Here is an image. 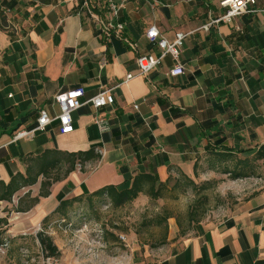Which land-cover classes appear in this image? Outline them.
<instances>
[{
	"label": "crops",
	"instance_id": "0c3cea01",
	"mask_svg": "<svg viewBox=\"0 0 264 264\" xmlns=\"http://www.w3.org/2000/svg\"><path fill=\"white\" fill-rule=\"evenodd\" d=\"M219 1L131 0L113 21L123 24L121 40L113 32L104 38L93 17L109 16L103 0L2 1L15 32H0V182L25 175L31 160L47 150L72 154L94 148L100 158L83 170L77 164L66 176L67 164L48 169L10 201L0 200V245L8 242L0 264H22V252L30 264H39L42 225L65 264H264L263 161L254 172L258 187L236 199L222 218L200 221L182 236L171 226L163 245L132 251L143 248L141 254L116 256L108 233L102 248L93 245L94 234L77 231L83 220L72 213L87 206L89 194L110 185L129 187L137 174L163 182L178 172L191 178L209 164L219 172L213 153L245 160L264 145V0H257L256 12L216 24L224 13ZM151 26L170 43L179 33L185 36L179 55L185 74L170 77L174 63L167 56L147 79L126 81L137 74V54L158 53L145 37ZM72 89L83 90L82 101L111 90L113 103L99 110L109 132L99 133L94 109L85 105L72 114L70 134H60L53 122L45 131L14 139L36 126L41 111L53 118L54 96ZM56 176L48 195L40 197L42 182ZM73 198L82 201L65 215L56 212L61 201ZM62 217L72 228L58 225Z\"/></svg>",
	"mask_w": 264,
	"mask_h": 264
},
{
	"label": "rangeland",
	"instance_id": "374dc122",
	"mask_svg": "<svg viewBox=\"0 0 264 264\" xmlns=\"http://www.w3.org/2000/svg\"><path fill=\"white\" fill-rule=\"evenodd\" d=\"M2 1L0 0V7H3ZM7 14L8 12L4 11L5 18ZM2 31L9 32L11 36L15 32L7 21ZM233 164L229 163L230 168ZM256 168L254 172L257 171ZM191 178L196 184V189L188 186L181 174H172L170 182L160 191V198L157 200L142 195L135 202L117 210L112 209L103 200L81 208L88 219L102 225L104 231L111 234V240L115 244L109 247V250L114 252L115 249L116 256L127 257L143 253V248L141 251L132 252L134 248L145 246L155 249L166 243L171 226L178 228L179 232L191 233L196 224L189 223L188 212L194 203H198L195 214L199 222L222 218L231 205L236 203V199L251 195L259 183L257 173L246 179L232 180L229 175H222L220 172L212 174L206 169ZM202 186L205 189H202ZM168 215L171 218L161 225L154 223L156 218L163 219ZM119 235L124 236L125 241H121Z\"/></svg>",
	"mask_w": 264,
	"mask_h": 264
},
{
	"label": "built area",
	"instance_id": "2783aa9c",
	"mask_svg": "<svg viewBox=\"0 0 264 264\" xmlns=\"http://www.w3.org/2000/svg\"><path fill=\"white\" fill-rule=\"evenodd\" d=\"M131 0H103L106 10L109 14L105 21L101 20L98 16H93L100 31L104 38L109 39L113 36L119 40L123 39L121 33L123 31V24L117 21L119 14L124 10L126 4ZM84 4L88 0H83ZM257 4V0H220L219 7L224 10V13L221 14L218 18L214 19L212 23H229L233 18L239 17L245 14L254 13L256 10L253 9ZM209 23L202 28L208 30L210 25ZM10 26L8 25L7 28ZM13 29V28H12ZM14 30V29H13ZM146 39L151 42L158 50V53H146V54H137L136 55V66L137 74L132 75L128 74L126 76V81L131 80L135 77L146 78L148 75L160 66L164 59L167 56H170L173 60V66L170 68L168 75L170 77L176 78L183 76L185 74L184 66L179 62L180 48L183 43L184 35L179 33L176 35L173 42H168L159 32L155 26H151L147 29L145 33ZM127 46L130 50L136 52L137 46L135 43L126 41ZM111 90H102L94 97L82 101L83 90L82 89H72L64 92H59L54 96V103L58 108V113L50 118L45 111H41L37 118L36 126L30 131H21L18 132L14 139H21L28 136H31L34 132H42L47 129L53 122H57L59 127L60 134H70L74 131L72 114L78 111L85 105H90L94 109V124L97 127V130L100 134H104L110 131V124L107 118L99 114V110L105 105H111L113 103V98L110 93ZM137 109V106H134ZM91 223L83 222L80 228L77 231L90 232L94 234V239L91 241L93 245H97L99 248L103 247L102 242V229L99 224L94 223L95 225L89 227ZM58 225L67 226L72 228V224L67 223L65 220H61ZM38 232H44L42 226L38 227ZM118 238L121 241H125V237L119 235ZM8 242L4 241L0 245V253H4L7 249ZM22 264H30L28 254L26 252L21 253ZM39 264H65L58 257L47 256L42 253L40 254Z\"/></svg>",
	"mask_w": 264,
	"mask_h": 264
},
{
	"label": "trees",
	"instance_id": "16d2710c",
	"mask_svg": "<svg viewBox=\"0 0 264 264\" xmlns=\"http://www.w3.org/2000/svg\"><path fill=\"white\" fill-rule=\"evenodd\" d=\"M40 1L45 2L46 0ZM3 14L4 10L1 6L0 32L6 26V18ZM1 135L2 132L0 131V136ZM213 155L214 162H216L221 167V170L219 172L222 175H229L231 176L232 180L246 179L254 174V170L257 167H255L257 161L264 162V145L256 151L252 158L245 160L234 158L232 153H213ZM99 158L100 155L98 152H96L94 148H91L86 152H77L72 154L62 153L57 150H47L42 153L39 157L31 160L32 165L28 166L25 175L16 174L11 178L10 182L7 185L0 182V200L10 201L13 194L20 190L22 187L33 185L34 183H36L40 174L45 177L48 169H54L56 167L59 168L63 164H67L68 167L64 173V176H66L69 172L73 171L76 168L77 164H79L81 170H83L85 163L97 161L99 160ZM207 161H210V158H208ZM231 162L234 163L232 168H230L229 165V163ZM34 167L37 168V171L35 173L33 171ZM208 169L217 172L216 169L210 164L208 166ZM178 174H181L183 180L188 186L192 187L193 189H196V184L194 183L192 178L182 174L181 172H178ZM59 179L60 177L56 176L51 180L42 182L39 196L46 197L48 195V189L51 186L52 182L58 181ZM170 180L171 176H169L165 181L161 182L159 181L158 177L154 174H137L133 177L131 185L129 187H117L112 185L103 187L100 190L86 196L85 203L90 206L94 202V198H96L97 200H103L108 203V205H110L112 209H119L135 202L142 195H145L152 200H157L158 198H160V191L162 189H165L166 185H168ZM202 189H205V187L202 186ZM81 201L82 198L63 200L60 202L56 212L61 215H65L68 208L72 207L73 204ZM36 202L37 198L31 200V204H34ZM197 204L198 203H194V205L191 206L188 212L189 223H192L193 225L199 223V220H197L195 214V211L198 209ZM72 213L79 214L83 222L97 224V222H93V220L87 218L86 214L83 212V208H77ZM169 218H171V216L169 215L163 219L156 218L157 220H155L154 223L156 225H161L162 223L166 222ZM63 219L67 221L65 217ZM100 226L103 232V241L105 240L106 232L104 231L103 226ZM42 229H44L43 225ZM184 234L185 232H179L180 236ZM37 239L39 241L43 254L47 256L59 257V251L48 235H46L44 232H38Z\"/></svg>",
	"mask_w": 264,
	"mask_h": 264
}]
</instances>
